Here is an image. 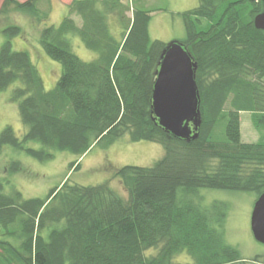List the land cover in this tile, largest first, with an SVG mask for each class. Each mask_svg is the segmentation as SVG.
<instances>
[{"label": "trees", "instance_id": "trees-1", "mask_svg": "<svg viewBox=\"0 0 264 264\" xmlns=\"http://www.w3.org/2000/svg\"><path fill=\"white\" fill-rule=\"evenodd\" d=\"M146 1L72 0L70 14L40 32L45 54L62 65L51 90L29 53L12 48L21 27L0 31L6 37L0 92L21 82L11 100L27 127L22 138L4 128L0 155L10 146L48 162L55 152H70L78 156L73 173L94 147L108 149L125 136L160 144L165 152L152 166L116 171L127 199L108 182L83 186L66 178L45 198L30 199L18 190L4 193L0 182V264H181L174 259L182 253L191 259L186 264L246 262L225 240L227 205L204 206L200 190L264 193V136L247 143L241 133V113L251 114L254 128L264 132V31L254 24L264 3L198 0L179 13L184 46L197 64L202 119L197 137L182 140L160 127L153 113L156 72L169 45L151 38L157 10ZM43 2L50 0H2L0 16L17 11L42 24L50 19ZM70 34L97 58H79ZM32 142L41 148L29 147ZM12 170L21 171L20 163Z\"/></svg>", "mask_w": 264, "mask_h": 264}, {"label": "rangeland", "instance_id": "rangeland-1", "mask_svg": "<svg viewBox=\"0 0 264 264\" xmlns=\"http://www.w3.org/2000/svg\"><path fill=\"white\" fill-rule=\"evenodd\" d=\"M20 2L26 0H18ZM72 0H50L43 2L41 9L50 10V19L39 24L31 16L17 11H11L7 16H0V31L9 25H18L22 34L12 39L14 51L29 53L33 63L37 67L46 87L51 90L56 85L62 74V65L50 59L43 51L40 44L41 30L50 25H59L68 16V5ZM195 1V0H194ZM2 0H0L1 7ZM129 4V1H127ZM198 3V2H197ZM192 5V0H150L147 8L157 10L152 14V30L150 36L153 40H161L166 44L174 41L184 45L187 38L184 22L179 13L192 9L198 4ZM193 6V7H192ZM159 10V11H158ZM131 15V12H129ZM77 25H81V19L74 16ZM167 20L169 27L158 24ZM113 31L119 29L113 25ZM119 31V35L120 36ZM72 44L73 52L84 61H92L97 58L96 52L86 49L77 35L67 36ZM6 37L0 33V48L5 43ZM185 47V46H184ZM22 87L21 82L10 86L6 91L0 92V135L6 126H11L16 136L22 138L27 133V127L20 119L18 104L11 100L15 89ZM229 105H227V109ZM242 140L247 143H256L262 139L264 132H258L252 123L251 114L241 113ZM29 147L40 149L41 145L32 142ZM165 152L160 144L152 142H131L128 136L123 137L108 149L101 146L94 147L80 161L81 167L76 172L70 173L71 163L78 160V156L70 152H55L54 159L48 162H40L25 152L15 151L12 147H4L0 155V182L3 192L11 193L20 191L25 199L45 198L51 189L60 185L66 178H70L73 184L94 186L108 182L109 185L126 199L127 192L120 181L115 178L118 169L125 165L149 167L164 156ZM19 162L22 170H12V165ZM202 203L210 207L214 202H223L227 205V218L225 222V240L227 244L236 247L244 264H261L254 262L257 256L264 259V245L256 241L251 231V215L257 195L253 192H239L216 189H201ZM4 232L0 228V240L5 239ZM153 254L155 249L151 250ZM262 259V262H263ZM191 259L186 253L175 257V263L186 264Z\"/></svg>", "mask_w": 264, "mask_h": 264}, {"label": "water", "instance_id": "water-1", "mask_svg": "<svg viewBox=\"0 0 264 264\" xmlns=\"http://www.w3.org/2000/svg\"><path fill=\"white\" fill-rule=\"evenodd\" d=\"M254 24L264 31V11L256 16ZM196 71L197 64L187 49L174 41L164 52L156 72L153 113L160 127L182 140L196 138L193 133L202 122ZM251 231L256 241L264 245V193L255 202Z\"/></svg>", "mask_w": 264, "mask_h": 264}, {"label": "crops", "instance_id": "crops-1", "mask_svg": "<svg viewBox=\"0 0 264 264\" xmlns=\"http://www.w3.org/2000/svg\"><path fill=\"white\" fill-rule=\"evenodd\" d=\"M146 2H147V4H149V3H150V0H147ZM197 2H198V0H195V1L192 0V3H193L192 5H193V6L196 5ZM197 4H198V3H197ZM193 6H192V7H193ZM151 22H152V20H151ZM161 25H165L166 27H169V26H170V23H169L167 20H165V21H162V23L158 24V27L161 28ZM152 28H153V27H152V24H150V32H151ZM153 29H154V28H153Z\"/></svg>", "mask_w": 264, "mask_h": 264}]
</instances>
